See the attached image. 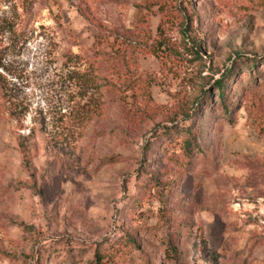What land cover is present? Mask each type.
<instances>
[{
    "label": "rangeland",
    "instance_id": "1",
    "mask_svg": "<svg viewBox=\"0 0 264 264\" xmlns=\"http://www.w3.org/2000/svg\"><path fill=\"white\" fill-rule=\"evenodd\" d=\"M144 2L0 0V264H264V0Z\"/></svg>",
    "mask_w": 264,
    "mask_h": 264
},
{
    "label": "trees",
    "instance_id": "2",
    "mask_svg": "<svg viewBox=\"0 0 264 264\" xmlns=\"http://www.w3.org/2000/svg\"><path fill=\"white\" fill-rule=\"evenodd\" d=\"M153 7H158L159 12L162 14V19L161 23L158 27V36L156 40H154L155 44V53L158 54L159 50H162L163 46L168 47V41H167V27L169 25L168 20L171 15L174 14V10L177 7H174V0H145L144 2V7L143 9H148L152 10ZM186 47L189 48V45L186 44ZM218 84V91L221 93V96L223 97L224 101H226L227 105V84H226V79L225 80H220L217 82ZM228 110V109H227ZM188 150L190 151L192 149V144L191 142H188ZM167 257L170 260L171 258L173 259H178L179 255V248L176 243L173 241L168 244L167 249ZM98 264H102L101 260L99 259Z\"/></svg>",
    "mask_w": 264,
    "mask_h": 264
}]
</instances>
